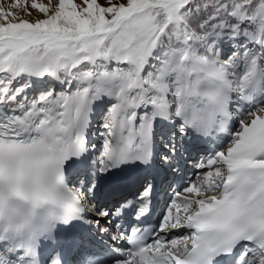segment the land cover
I'll return each mask as SVG.
<instances>
[{
	"label": "snow or ice",
	"instance_id": "obj_1",
	"mask_svg": "<svg viewBox=\"0 0 264 264\" xmlns=\"http://www.w3.org/2000/svg\"><path fill=\"white\" fill-rule=\"evenodd\" d=\"M0 264H264V0H0Z\"/></svg>",
	"mask_w": 264,
	"mask_h": 264
},
{
	"label": "rangeland",
	"instance_id": "obj_2",
	"mask_svg": "<svg viewBox=\"0 0 264 264\" xmlns=\"http://www.w3.org/2000/svg\"><path fill=\"white\" fill-rule=\"evenodd\" d=\"M10 2V0H3V3L5 4V6ZM31 2V0H29V3ZM41 2H46V0H41ZM77 2H79V0H77Z\"/></svg>",
	"mask_w": 264,
	"mask_h": 264
}]
</instances>
